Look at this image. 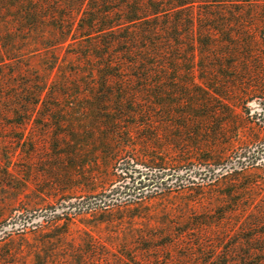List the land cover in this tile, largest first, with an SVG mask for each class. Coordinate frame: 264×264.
Returning <instances> with one entry per match:
<instances>
[{"label": "rangeland", "instance_id": "1", "mask_svg": "<svg viewBox=\"0 0 264 264\" xmlns=\"http://www.w3.org/2000/svg\"><path fill=\"white\" fill-rule=\"evenodd\" d=\"M233 7L241 20L221 23L228 32L219 38L229 35L249 51L225 52L216 71L182 64L173 74L150 75L157 81L152 92L165 100L176 94L173 105L156 108L153 124L127 117L113 130L116 143L105 146L99 138L101 127H111L112 106L66 100V92L79 91L62 87L60 73L33 74L30 54H19L22 74L0 95H14L11 108L0 104V264L42 261L45 252L32 247L36 224L64 241L55 249L61 264H109L122 256L131 264H209L211 248L200 251L197 242L206 246L227 222L233 228L225 245L255 246L245 242L254 230L240 222L264 207V3ZM34 82L48 84L37 91ZM238 162L250 164L245 173H227ZM131 171L165 182L127 204L117 190ZM192 242L195 257L182 260V246Z\"/></svg>", "mask_w": 264, "mask_h": 264}, {"label": "trees", "instance_id": "2", "mask_svg": "<svg viewBox=\"0 0 264 264\" xmlns=\"http://www.w3.org/2000/svg\"><path fill=\"white\" fill-rule=\"evenodd\" d=\"M256 2L264 3V0H0V95L8 79L22 74L21 64H25L16 58L27 52L33 62V74L60 73L62 87L79 91L78 94L66 92V100L86 99L112 106L106 112L107 124L111 127L107 131L101 125L105 132L101 133L99 145L116 143L113 130L121 131L117 127L127 117H140L144 123L153 124L156 108L173 105L176 94L165 100L164 95L152 92L148 86L157 81L150 79V75L173 74L182 64L187 69L216 71L221 68L225 52L232 56L243 48L249 51V44L239 46L229 35L223 40L219 36L228 32L222 24L234 23L227 19L241 20V13L233 12L236 9L233 5L248 6ZM223 11H231L232 18L226 17ZM8 65L15 66V70L3 68ZM43 84L48 82L33 83L37 91ZM134 84L145 87L135 88ZM113 85L120 90L116 94L111 92ZM213 94L222 93L214 90ZM13 99L14 95L0 96V104L11 108ZM104 119L105 115L103 124ZM248 166L238 162L227 173L243 174ZM162 182H165L162 177L131 171L128 181L117 190L118 197L127 204L139 202L148 198L151 191L156 193ZM254 184L255 181L248 182L249 187ZM24 221L29 222L30 218ZM240 223L243 229L254 230L245 242L253 241L255 246L225 245L233 226L224 223V230L214 233V239L208 240L206 246L197 242L200 251L211 248L209 264H264V207L250 220L243 219ZM36 225L38 244L32 247L46 254L38 255H42L38 264H61L59 255L55 257V249L65 247L64 241L43 232L44 227L39 228L42 224ZM182 247L186 249L182 260L195 257L193 242ZM220 258L228 260L220 262ZM109 264L131 263L122 256Z\"/></svg>", "mask_w": 264, "mask_h": 264}]
</instances>
